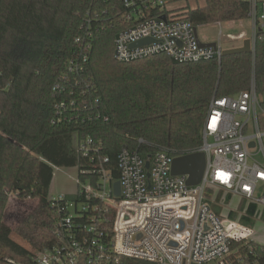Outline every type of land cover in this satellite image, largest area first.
<instances>
[{
  "label": "trees",
  "instance_id": "16d2710c",
  "mask_svg": "<svg viewBox=\"0 0 264 264\" xmlns=\"http://www.w3.org/2000/svg\"><path fill=\"white\" fill-rule=\"evenodd\" d=\"M250 9L246 0H205L201 7L174 10L166 1L163 8H152L149 16L187 20L200 27L247 20ZM129 11L122 0H0V264H34L36 255L11 237L13 230L6 219L12 195L38 201L14 231L42 252L57 242L53 231L58 214L50 195L54 168H77L80 182L98 180L99 158L92 162L79 151V140L91 138L100 146V157L108 159L104 168L117 181L122 149L141 153L166 149L175 157L189 155L202 145V129L213 96L238 95L248 91L252 81L258 95H264L263 29L255 34L253 52L223 56L220 62L178 63L158 54L121 63L114 57V43L130 26L123 20ZM88 32L93 33L88 62L67 84L87 92L54 91L55 85L66 84L69 64L79 52L76 40ZM76 80L79 83L75 84ZM86 98L99 101L97 110L108 121H70L67 116L79 112L77 105L67 108L66 116L58 115V104L69 106L77 99L80 104ZM261 106L264 110L263 100ZM139 139L146 144H140ZM207 197L211 199V190ZM65 198L90 203V210L79 216L83 221L93 216L92 206L101 204L97 199L87 201L80 185L75 194ZM220 199L217 195L216 201L210 202L217 214L223 208L216 203ZM230 200L228 195L227 203ZM255 211L251 205L249 216ZM114 215L111 210L109 221L97 218L107 243ZM230 217L238 219L235 213ZM240 221L252 224L248 217ZM226 263L264 264V245L235 243ZM79 264L90 263L85 259ZM102 264L155 263L122 258Z\"/></svg>",
  "mask_w": 264,
  "mask_h": 264
},
{
  "label": "built area",
  "instance_id": "2783aa9c",
  "mask_svg": "<svg viewBox=\"0 0 264 264\" xmlns=\"http://www.w3.org/2000/svg\"><path fill=\"white\" fill-rule=\"evenodd\" d=\"M165 2L122 0L130 10L123 20L130 26L115 40V59L130 63L165 54L178 63L220 62L222 47L201 46L196 27L190 21L149 16L152 8H163ZM249 18L255 36L259 29H264V3L253 0ZM141 41L148 42L137 46ZM76 42L79 52L69 64L66 84L55 85L54 91H81L67 84L70 76L84 71L92 50L93 33L88 32ZM86 92L81 91L82 95ZM76 105L79 112L68 114L66 109ZM98 107V100L86 98L80 104L77 99L71 100L69 106L63 103L56 108L59 116L68 114L70 121H108L106 115L98 112ZM90 111L98 113L93 115ZM260 112L264 115L254 81L248 91L238 95L213 96L202 129V145L191 152H202L206 157L201 183L195 186H188V176L172 174V163L177 157L166 149L150 153L122 149L118 155L120 178L113 181L104 168L108 159L99 155L100 146L91 138L79 140V151L90 156L92 162L99 158L98 180L80 186V191L87 201L97 199L101 204L92 206L93 216L83 221L79 216L90 210V203L69 201L64 195L51 198L58 214L53 231L57 242L36 254L34 264H79L85 259L90 264H102L122 258L155 264H227L234 244L251 242L254 229L239 219L214 212L210 202L216 201L217 194L209 200L207 192H223L225 196L238 197L264 209V130ZM61 120L57 118L58 122ZM139 143L146 144L142 139ZM116 182L120 183L119 197L114 195ZM260 187L263 194L258 196ZM225 202L222 199L220 205L223 207ZM111 210L115 215L107 243L103 241L105 234L97 218L103 216L109 221L107 214Z\"/></svg>",
  "mask_w": 264,
  "mask_h": 264
},
{
  "label": "rangeland",
  "instance_id": "374dc122",
  "mask_svg": "<svg viewBox=\"0 0 264 264\" xmlns=\"http://www.w3.org/2000/svg\"><path fill=\"white\" fill-rule=\"evenodd\" d=\"M167 6L169 9H179L186 6H191L193 8L201 7L205 4V0H166ZM243 28L240 27V24H236L234 28H229L226 26H222L221 30L223 32V37L220 36V28L216 25H210L207 27H198V35L201 40L205 41L207 38L209 41H219L222 40L221 45L226 48L233 45H240L242 44V41H235L230 40L227 38V34H234L238 35L241 32V29L246 31L247 36H251V23L250 22H243L242 23ZM260 101H264V95H259ZM260 116V123L264 130V115L263 113H259ZM79 185L81 187L87 186L88 182H80L78 180V170L76 168H56L55 174H54V180H53V187L51 190V198H58L62 195H71L75 194L78 191ZM221 196L220 201L216 202L218 204H221L222 199L226 200L227 196L224 195L223 192H216L212 191V197L215 195ZM263 194V187H260L258 190V196H261ZM227 202V201H226ZM38 201L32 200V199H26V200H20L16 195H12L10 197V208L8 210V216L6 219V224L10 226V228L13 230L11 237L14 239L17 243H19L21 246L29 249L35 254H38L40 252L36 251L34 248L30 246V244L23 240L18 234L14 231L16 229V226L19 222L22 221L24 217H26L28 214L31 213L33 209L37 206ZM227 204H224V206ZM239 205V199L233 198L231 202L222 210L224 209L225 212H228L229 210H237ZM79 209H81V205H79ZM263 216L258 217L255 222V229H259L261 224H264V218L261 219ZM209 264H220L219 262H213Z\"/></svg>",
  "mask_w": 264,
  "mask_h": 264
},
{
  "label": "water",
  "instance_id": "95a60500",
  "mask_svg": "<svg viewBox=\"0 0 264 264\" xmlns=\"http://www.w3.org/2000/svg\"><path fill=\"white\" fill-rule=\"evenodd\" d=\"M166 20V17H162ZM197 33V28H196ZM148 41H141L137 46H142ZM201 46L216 47L217 44L214 43H203L199 40ZM253 52V40L247 39L244 41L243 46L239 48L229 49L223 51V56H230L243 53ZM254 147V144H251ZM206 166V157L204 153L189 154L181 157H177L172 163V174L174 176H188L187 184L188 186H195L201 183L202 177L204 175ZM149 167V162L147 163V168ZM114 195L116 197L120 196V183H114Z\"/></svg>",
  "mask_w": 264,
  "mask_h": 264
},
{
  "label": "crops",
  "instance_id": "0c3cea01",
  "mask_svg": "<svg viewBox=\"0 0 264 264\" xmlns=\"http://www.w3.org/2000/svg\"><path fill=\"white\" fill-rule=\"evenodd\" d=\"M246 1L250 2V4H251V2H252L253 0H246ZM257 2H258L259 4H261V3H264V0H257ZM243 22H250V23H251V29H252L251 32H252V33H251V36H250V37H248L246 31H244V30H242V29H241V32H240L238 35H234L233 33H232V34H230V33L227 34V38L230 39V40L242 41V44H240V45H236V46L233 45V46H229V47L224 48V47L221 45L222 40H219V41L215 42V41H209V40L206 38L205 41H203V40L200 39L199 35H198V37H199L200 41L203 42V43H214V42H215L217 45H220V46L222 47L223 51H225V50H229V49H234V48L242 47V46H243V43H244L245 40H247V39H251V40H253V51H254V37H255V36H254L253 23H252V21L250 20V18L247 19V20H243V21H235V22H227V23H216V24L203 25V26H200V27H207V26H210V25H216V26H218V27L220 28V34H219V35L223 37L224 34H223L222 30H221L222 26H226V27H229V28H234V27L236 26V24H240V27L243 28V26H242V23H243ZM196 28H197V34H198V27H196ZM263 30H264V29H263ZM220 42H221V43H220ZM55 169H56V167L54 168V174H55ZM76 169H77V168H76ZM53 180H54V177H53ZM52 185H53V181H52ZM52 185H51V188H50V195H51V190H52V187H53ZM230 196H231V195H230ZM233 198H235V197L231 196V200H232ZM236 198H238V197H236ZM238 199H239V205H238V209H237V210H235V211H233V210H229L228 212H225V210L223 209V210H222V213H223L224 215H228L230 219H232V218L230 217L232 213L237 214V217H238L239 220H240L241 218H243V217H248V218H250L251 221H252V224H246V223H244L243 221H241V222H242L243 224H245V225H247V226H250V227H252V228L254 229V236H253V238H252V241L255 242V243H258V244H260V245H264V224H261V225H260V228H259L258 230L255 229V227H256L255 222H256V220H259V219H257V218L260 217V216H263L261 219L264 218V209H262V208H258L257 206H255V205H253V204H249V203L246 202V200H243V199H240V198H238ZM231 200H230V202H231ZM230 202H229V203H230ZM229 203L225 202V204H227V205H228ZM243 203H244V208L242 209L241 206H242ZM227 205H225V206L223 205L224 208H225ZM251 205H253L254 207H256V211H255L254 215L249 216L248 209H249V207H250Z\"/></svg>",
  "mask_w": 264,
  "mask_h": 264
}]
</instances>
